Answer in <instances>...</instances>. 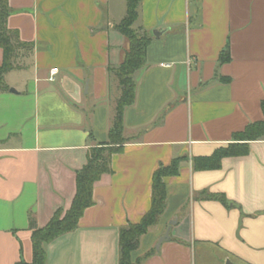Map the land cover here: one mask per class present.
<instances>
[{
	"label": "crops",
	"instance_id": "0c3cea01",
	"mask_svg": "<svg viewBox=\"0 0 264 264\" xmlns=\"http://www.w3.org/2000/svg\"><path fill=\"white\" fill-rule=\"evenodd\" d=\"M9 6L8 27L33 49L17 53L18 69L0 93V264L32 262L30 217L43 228L70 209L89 150L108 141L120 95L109 68L128 48L115 30L126 0ZM136 26L164 34L153 36L135 75L136 100L124 117L129 142L95 184V204L78 228L45 245L46 264H119L121 228L149 212L154 173L176 158L186 160L165 179L166 211L132 260L154 252L143 264H264V139L219 170L192 164L264 119V0H141ZM228 44L231 60L221 65Z\"/></svg>",
	"mask_w": 264,
	"mask_h": 264
},
{
	"label": "trees",
	"instance_id": "16d2710c",
	"mask_svg": "<svg viewBox=\"0 0 264 264\" xmlns=\"http://www.w3.org/2000/svg\"><path fill=\"white\" fill-rule=\"evenodd\" d=\"M127 12L123 20L115 26V30L124 36L128 42L122 63L117 67H110V75L117 80L120 95L115 102L114 115L108 134V141L100 143L89 150L87 164L76 174V195L68 211L59 209L49 223L39 228L35 219L30 217L29 227L32 231L33 260L30 263L20 260L15 264H46L47 253L45 245L59 236L76 230L85 211L94 206V186L104 175L111 173L113 156L124 152L129 140L124 135V117L126 109L136 100L137 82L135 75L147 63V49L153 41V36L142 27L134 29L139 19L141 0H126ZM9 0H0V49L3 51V63L0 67V93L9 88L5 83V75L15 69V57L18 52L31 51L33 45L23 42L17 31L8 27L10 17ZM231 60L229 44L222 51L219 62L227 64ZM229 82V78L220 79ZM264 115V101L261 104ZM264 139V119L248 125L244 131L234 135V141L219 147L210 156L192 159L195 171L219 170L226 158L246 157L251 152V142ZM185 158H176L168 166L161 165L153 177L151 209L139 223H128L122 227L119 234V264H143L154 252L145 257L132 260L149 229L158 224L167 208V186L165 179L175 177L180 173V167ZM206 199L215 200L225 208L232 209L235 204L230 202L224 194H209Z\"/></svg>",
	"mask_w": 264,
	"mask_h": 264
},
{
	"label": "water",
	"instance_id": "95a60500",
	"mask_svg": "<svg viewBox=\"0 0 264 264\" xmlns=\"http://www.w3.org/2000/svg\"><path fill=\"white\" fill-rule=\"evenodd\" d=\"M152 34H153V36H154L155 38H160L164 33H163L162 31L154 30V31L152 32ZM11 91H12V92H16L14 89H11ZM172 225H173V224L170 225V227H169L167 233H166V234H165V235L159 240V243H158V245H157V247H156L157 250L160 249L161 245H162L164 242H166V241H168V240L170 239L169 233H170V228H171Z\"/></svg>",
	"mask_w": 264,
	"mask_h": 264
},
{
	"label": "built area",
	"instance_id": "2783aa9c",
	"mask_svg": "<svg viewBox=\"0 0 264 264\" xmlns=\"http://www.w3.org/2000/svg\"><path fill=\"white\" fill-rule=\"evenodd\" d=\"M57 75H58V70L57 69L52 70L50 72V81H54Z\"/></svg>",
	"mask_w": 264,
	"mask_h": 264
},
{
	"label": "rangeland",
	"instance_id": "374dc122",
	"mask_svg": "<svg viewBox=\"0 0 264 264\" xmlns=\"http://www.w3.org/2000/svg\"><path fill=\"white\" fill-rule=\"evenodd\" d=\"M134 29H137V26H136V24L134 25Z\"/></svg>",
	"mask_w": 264,
	"mask_h": 264
}]
</instances>
